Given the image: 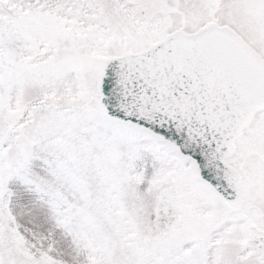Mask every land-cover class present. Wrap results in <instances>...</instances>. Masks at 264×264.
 I'll return each mask as SVG.
<instances>
[{
    "label": "snow or ice",
    "instance_id": "6c2138e0",
    "mask_svg": "<svg viewBox=\"0 0 264 264\" xmlns=\"http://www.w3.org/2000/svg\"><path fill=\"white\" fill-rule=\"evenodd\" d=\"M0 264H264V0H0Z\"/></svg>",
    "mask_w": 264,
    "mask_h": 264
}]
</instances>
